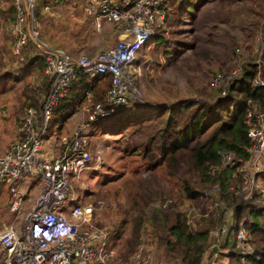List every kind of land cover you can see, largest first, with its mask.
<instances>
[{
	"label": "trees",
	"instance_id": "obj_1",
	"mask_svg": "<svg viewBox=\"0 0 264 264\" xmlns=\"http://www.w3.org/2000/svg\"><path fill=\"white\" fill-rule=\"evenodd\" d=\"M170 1V4L163 6L162 24L154 28L151 38L138 52L165 45V29L169 26L168 22L173 21V16H182L180 21L186 22L204 7L214 14L216 11L222 13L227 9L233 18L229 25L234 26V31L230 33L229 45L234 48L230 59L235 66L226 71H212L207 82L198 80L194 86L178 87L171 98L144 103L130 101L127 105L117 108L125 111L138 105L137 115L149 112L144 120V115L133 119L129 114H126L122 121L119 120L120 123L128 118L134 121L133 124L125 125L128 126L126 128L134 126V131L145 129L143 132L148 136L145 137L143 151L146 155L150 152L151 145L159 149V155L153 164V155L148 156L150 168L146 169L161 165L167 175L174 176L178 164L182 163L185 166L184 173H187L188 177L181 179V200L171 196L157 199L159 202L168 201L165 209L156 208L151 210L153 212L149 216L139 213L132 218L127 236L123 240H120L118 231L123 221L116 227L117 231L100 227L106 233V248L112 250L108 263H129L140 245L141 254L151 256L154 244V253L163 250L167 262L178 258L182 264H216L219 253L224 250L228 257L227 264H264V201L259 199L256 187H253L252 198L248 200L243 199L240 193L234 192V188L241 184L240 168L244 162L250 161L252 154L249 150L251 141L246 136V113L249 110H264V14L261 13L264 11V0ZM178 1L180 3H177ZM66 4H69V1L35 0L33 16L36 28L40 27L41 19H53L49 13H52L54 6ZM188 5H191L190 11L187 10ZM14 19L15 8L12 1L0 0V80L14 78V81H18L27 74L33 75L34 86L40 87L43 95L49 86V77L43 73V56L39 48L31 40H27L20 47L18 54L11 51L14 37L9 28ZM93 28L96 31L94 25ZM258 30L261 33L260 46H256L254 42ZM242 49H246L247 55L253 54L250 56L252 59H243ZM72 52L71 50L67 53L76 55ZM162 52L168 56L165 49ZM137 53L133 65H138ZM137 75L134 72V84L139 90ZM215 75H220V82H212ZM255 78L262 80V86L253 83ZM105 80H108L107 85ZM102 82L105 84L102 85ZM108 86L107 75H95L93 82L89 84L85 74H76L67 95L53 106L52 120L66 117L70 112V99L76 100L81 92L91 93V105L100 102ZM209 90L214 93L211 97ZM139 92L142 97L141 91ZM168 101L175 103L170 106L172 102ZM103 107L107 108L106 105ZM110 115L91 121L90 127ZM146 121L147 124L142 127ZM153 121L155 123H150ZM220 152L230 155L226 164L220 162ZM254 181L261 182L264 188V167L254 175ZM202 191L210 192L204 196ZM227 215H233L236 221L233 240L220 243L210 232L217 230L220 234L221 227H224L225 231L220 219ZM242 220L246 236L237 244L235 230ZM213 246L215 247L212 248ZM204 256L206 258L203 261Z\"/></svg>",
	"mask_w": 264,
	"mask_h": 264
},
{
	"label": "rangeland",
	"instance_id": "obj_2",
	"mask_svg": "<svg viewBox=\"0 0 264 264\" xmlns=\"http://www.w3.org/2000/svg\"><path fill=\"white\" fill-rule=\"evenodd\" d=\"M170 3L168 0L164 6ZM187 10H191V5L187 6ZM208 10L207 7L199 9L195 16L186 22L180 21L182 16L177 18L172 15L173 21H169V26L165 29L164 36L167 40L165 45L151 47L149 50L143 49L137 53L138 65L133 66L139 75L137 81L139 80V91L144 102L171 98L178 87L194 86L198 80L207 82L212 71L234 68L235 63L230 59L234 48L233 45H229L230 33L234 31V26H229L233 21L229 15L232 13H228L227 9L222 13L216 11L215 14ZM51 12L49 14L53 19H41L38 28L39 38L51 47H59L67 52L72 50L76 55L82 52L92 55L111 46L117 40L116 29L109 23L102 22L99 30L95 31L91 21L83 14L81 4L57 5ZM261 13L263 15L264 11ZM260 41L261 33L258 30L255 33V45L260 46ZM163 49L168 56L163 55ZM245 50H241L242 56L248 61L252 59L250 56L253 54L247 55ZM25 76L18 81H14V78L0 80V156L5 153L10 142L23 139L24 134L18 130V124L25 117L29 116L32 124L36 118L37 125H40L42 91L40 87L34 86L33 75ZM90 82H93V79ZM104 82L108 84V80ZM260 82L261 79L255 78L254 83L259 85ZM87 92L89 96L86 98L70 99L71 113L66 114L68 117L59 120L50 118L47 121L44 141L40 147V153L46 159L50 161L55 159L58 156L61 137H69L71 128L86 119V113L81 109L91 106L92 102L91 93ZM213 95V91L209 90V97ZM102 99L103 95L100 102ZM171 102L170 106L175 103ZM27 107L34 111L32 115L26 112ZM137 109L138 105L125 111L116 109L109 117L94 123L91 127L88 125L85 149L91 159L85 163L86 169L67 176L69 187L66 196L53 205L54 211L63 212L68 217V209L74 202L88 203L92 206L90 221L97 227L104 226L113 231H117L116 227L123 221L118 229L120 240L127 236L132 218L139 213L145 216L152 214L153 211L149 207L151 203L158 201L157 199L171 196L181 200L179 193L181 179L188 177V174L184 173L185 166L182 163L178 164L174 176L167 175L161 165L146 169L150 168L148 156L153 155V164L157 160L159 149L151 145L150 152L146 155L143 151L145 137L148 136L143 132L145 129L134 131V126L126 128L128 127L126 124L134 123L129 118L119 122L126 118V114L133 119L144 115L142 117L144 120L149 112L137 115ZM249 113L253 115L256 112L249 110ZM261 113L263 116L264 110ZM146 124L147 121L142 127ZM260 159H263V155ZM27 178L29 182L26 183L23 180ZM18 183L20 185L16 186L17 193L12 194L9 184L0 182V228L9 224L15 227L27 213L37 194V179L24 175ZM69 196L72 197V202L68 200ZM13 200L20 201L18 212L9 210ZM220 221V224L225 226V231L219 234V242L232 241L236 222L234 216L227 215ZM113 243L115 246L116 241ZM152 245L153 255L150 256V264H182L178 258L167 262L165 252L160 249L154 253V244ZM202 258L204 261L206 257ZM212 258L214 259V256ZM227 259L226 251L222 250L216 264H227Z\"/></svg>",
	"mask_w": 264,
	"mask_h": 264
},
{
	"label": "built area",
	"instance_id": "obj_3",
	"mask_svg": "<svg viewBox=\"0 0 264 264\" xmlns=\"http://www.w3.org/2000/svg\"><path fill=\"white\" fill-rule=\"evenodd\" d=\"M11 1L15 8V19L9 28L14 37L11 51L18 54L20 47L31 40L43 56V73L49 77V86L41 100L40 125H37L36 118L32 124L30 117H25L18 124V130L24 134L23 139L10 142L0 156V182L8 183L12 194L17 193L18 180L24 175L38 182L37 194L22 220L15 227L9 224L0 228V264H109L112 250L106 248L104 229L90 221L92 206L74 202L66 217L63 212L54 211L53 205L66 196L69 187L67 176L86 169L85 163L91 159L85 149L89 122L112 114L130 101L142 102L134 84L133 64L138 50L151 38L154 28L162 24L163 6L167 0H84L81 8L95 29L99 30L102 22L109 23L116 29L117 40L92 55L82 52L77 56L51 47L39 38L33 16L35 0ZM67 1L74 3L78 0ZM78 73L85 74L89 84L95 75H107L109 86L102 102L81 109L86 113V119L72 128L69 137H61L58 156L50 161L40 153L47 121L52 116L53 106L67 95ZM220 81V75L212 79L213 83ZM262 84L260 82L259 85ZM88 96V92H81L77 98ZM26 112L29 115L34 113L30 107ZM252 112L256 113H246L251 159L240 168L241 184L232 188L248 200L252 198L253 187H256L259 199L264 201L262 183L254 181V175L264 167V115L261 111ZM262 155L263 159H260ZM219 156L223 164L230 160L228 153L220 152ZM25 180L29 182L28 178ZM209 192L202 191V194L207 196ZM68 200L73 201L71 196ZM167 202L154 201L149 209H165ZM19 203L13 200L9 210L18 212ZM243 223L244 220L240 221L235 230L237 244L246 236ZM222 232L224 227L220 228ZM210 234L218 239L217 230H211ZM141 248L140 245L133 260L127 264H150V255L141 254Z\"/></svg>",
	"mask_w": 264,
	"mask_h": 264
},
{
	"label": "crops",
	"instance_id": "obj_4",
	"mask_svg": "<svg viewBox=\"0 0 264 264\" xmlns=\"http://www.w3.org/2000/svg\"><path fill=\"white\" fill-rule=\"evenodd\" d=\"M84 2V0H81V2L78 0V1H75L74 3H69V4H71V5H76V4H81V3H83ZM69 4H67V5H69ZM0 23H1V21H0ZM0 31H1V26H0ZM37 31H38V29H37ZM39 33V32H38ZM116 35V34H115ZM59 48V47H58ZM63 50V49H62ZM64 125V124H63ZM75 126V125H74ZM73 126V127H74ZM72 127V128H73ZM71 128V129H72ZM26 183H27V180H24Z\"/></svg>",
	"mask_w": 264,
	"mask_h": 264
},
{
	"label": "water",
	"instance_id": "obj_5",
	"mask_svg": "<svg viewBox=\"0 0 264 264\" xmlns=\"http://www.w3.org/2000/svg\"><path fill=\"white\" fill-rule=\"evenodd\" d=\"M215 246H213V248H214Z\"/></svg>",
	"mask_w": 264,
	"mask_h": 264
}]
</instances>
